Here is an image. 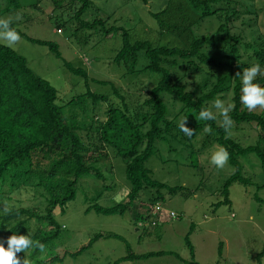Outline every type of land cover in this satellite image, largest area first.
<instances>
[{
  "label": "trees",
  "instance_id": "1",
  "mask_svg": "<svg viewBox=\"0 0 264 264\" xmlns=\"http://www.w3.org/2000/svg\"><path fill=\"white\" fill-rule=\"evenodd\" d=\"M71 3H79L70 17L76 24V32L98 29L105 34L120 33L121 43L113 62L124 66L123 77L149 73L158 76V80L143 94L142 86L115 87L114 83L90 77L85 69L73 67L63 60V65L72 74L84 79L86 87L89 81L109 83L112 92L97 94L87 89L61 101L57 89L34 73L25 57L0 44V213L5 206L10 208L9 214H0V242L6 241L13 232L29 233L33 240L45 244L48 249L45 259H40L39 249L17 253L21 259L25 256L30 264H55L68 255L77 257L103 235L120 238L115 233H96L87 245L62 255L54 246L61 231L55 211L65 212L68 202L75 198L81 177L93 175L104 179L97 165L108 158L110 150L125 163L129 190L125 199L107 207L92 202L85 212L123 215L131 211L136 225L144 228L157 226L163 214L160 206L154 212L163 199L162 190L172 194L184 190L182 186L170 187L154 179L151 170L145 166L155 152V142L165 135L182 141L210 128L206 141L227 150L228 163L234 172L224 181L223 198L217 204L230 203L228 188L232 183H250V179L242 174L239 156L253 153L264 166V108L258 106L249 111L242 105L240 77L237 76L252 64L264 65V29L261 30L257 22L262 8L255 6V3L264 6V0H168L160 12L150 13L156 21L157 37L153 39L133 37L124 27H106L108 18L83 19L91 6L89 0H72ZM236 4L243 5L245 11L238 10ZM18 8L17 0H7L6 6L0 7V17ZM242 14L252 16L242 21V26H237L236 21ZM207 18L217 20V29L212 34H198L197 28ZM11 26L14 27L13 23ZM56 26L57 31H61L64 24L57 22ZM26 38L46 46L55 57L62 59L54 42ZM254 82L264 86V75H258ZM139 95L145 96L141 103ZM110 97L113 98L110 100ZM87 99L91 101V115L83 103ZM216 99L226 106L234 105L229 112L232 119L229 130L222 126L223 118L213 107ZM97 102L105 105L104 119H99L94 112ZM65 108H69L67 113H64ZM203 108L213 111L217 119L200 120L199 112ZM184 118L186 126L193 129L191 137L180 131V121ZM242 124L257 131L254 144L243 146L232 136L231 130L240 129ZM260 187L262 185L257 188ZM143 190L151 191L145 200L139 198ZM100 195L98 193L96 197ZM254 198L263 201L257 195ZM165 214L167 218L177 217L174 212L171 215V211ZM185 241L191 260L185 261L172 251L136 255L127 245L128 253L113 264L164 255H175L185 264H199L194 260L188 236ZM263 254L264 247L256 256L257 264H261Z\"/></svg>",
  "mask_w": 264,
  "mask_h": 264
},
{
  "label": "rangeland",
  "instance_id": "2",
  "mask_svg": "<svg viewBox=\"0 0 264 264\" xmlns=\"http://www.w3.org/2000/svg\"><path fill=\"white\" fill-rule=\"evenodd\" d=\"M17 1L20 8L6 12L2 16L11 18L14 27L23 33L20 34L21 39L11 48L26 58L34 73L47 79L57 89L61 101L87 89L97 94L107 95L112 92L109 83L89 81L86 87L84 79L72 74L63 65V60L73 67L85 69L90 77L114 83L115 87L132 89L142 86L143 94L157 82L158 76L149 73L126 74L123 77L124 66L113 62L114 54L121 43L120 33L105 34L98 29L77 32L74 30L76 24L70 17L79 3L73 5L72 0ZM89 1L91 6L83 15V19L108 18L106 27L110 25L124 27L133 37L137 35L150 39L157 37L156 21L150 13L160 12L168 2V0ZM6 3L7 0H0V7L4 8ZM235 6L238 10L245 11L243 5ZM255 6L262 8L257 22L258 27L263 30L264 6L262 3H255ZM17 15L21 17L19 20H16ZM251 16L242 14L236 21L237 26H242L241 22L247 21ZM57 22L64 24L60 32L57 31ZM217 26V20L207 18L197 28V33L212 34ZM27 36L54 42L58 45L62 59L55 57L46 46L30 42ZM0 44L7 45L3 40H0ZM139 97L138 101L141 103L145 96ZM112 98L110 97V100ZM89 100L83 103L91 115L92 105ZM131 100H135L133 96ZM103 104L97 102L94 106V112L99 119L105 117ZM68 109L65 108L64 113H67ZM245 125L248 126L242 124L240 129L231 130L232 136L243 146L257 141V131ZM207 135L208 131L203 129L192 139L183 138L180 141L167 134L155 142V152L145 166L151 170L154 179L170 187L182 186L184 190L175 194L169 193L166 189L161 191L163 199L159 206L163 209V214L154 228L136 225L134 213L131 211H126L123 215L85 212L92 202L107 207L121 201L125 199L129 190L124 161L115 156L113 151H108V158L97 165L104 179H97L93 175L81 177L77 183L75 198L68 202L65 212L55 211L61 231L54 246L62 255L65 252L73 253L87 245L96 233H115L120 238L103 235L79 256L68 255L55 264H113L115 260L128 253L127 245L136 255L150 251H172L187 261L191 260L190 250L185 241L187 236L193 247L194 260L199 264H257L256 256L264 247V166L253 153L239 156L242 174L250 179V183L247 185L232 183L228 188L230 203L217 204L223 198L221 187L234 172V168L228 162L222 169H217L211 164V153L219 149V146L210 143L209 140L206 141ZM261 185L262 187L258 189L257 187ZM98 193H101L100 197H96ZM150 194V190H143L139 198L145 200ZM255 195L263 201L256 200ZM168 211L174 212L177 217L167 218L165 213ZM260 263L264 264V254ZM119 264L185 263L175 255H164Z\"/></svg>",
  "mask_w": 264,
  "mask_h": 264
},
{
  "label": "clouds",
  "instance_id": "3",
  "mask_svg": "<svg viewBox=\"0 0 264 264\" xmlns=\"http://www.w3.org/2000/svg\"><path fill=\"white\" fill-rule=\"evenodd\" d=\"M21 17L16 16V20ZM13 21L8 17H0V40L6 42L8 47H13L17 41L21 39L19 32L12 27ZM258 75H264V65L255 63L245 68L242 73H237L240 77V102L242 105L252 111L258 106L264 108V86L254 82ZM213 107L218 111L219 115L223 118L222 126L225 130H229L232 126V119L229 112L234 107L232 104L227 106L220 99H216ZM199 119L202 121H215L217 116L208 108H203L199 112ZM180 131L188 137L193 135V129L186 126V118L180 121ZM210 128H205V131H210ZM229 160V153L223 147L211 153V164L217 169H222ZM10 208L5 206L2 209L3 215H7ZM10 230V229H9ZM6 243V246H5ZM39 249L40 259H45L48 255V249L45 244L38 240H33L31 234L20 235L13 233L7 237L6 241L0 242V264H30V261L25 258L21 259L17 253H30Z\"/></svg>",
  "mask_w": 264,
  "mask_h": 264
},
{
  "label": "built area",
  "instance_id": "4",
  "mask_svg": "<svg viewBox=\"0 0 264 264\" xmlns=\"http://www.w3.org/2000/svg\"><path fill=\"white\" fill-rule=\"evenodd\" d=\"M58 31H60V30H58ZM157 210H159V205L155 206L154 212L157 211ZM171 215H172V212H171Z\"/></svg>",
  "mask_w": 264,
  "mask_h": 264
}]
</instances>
